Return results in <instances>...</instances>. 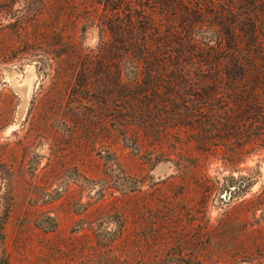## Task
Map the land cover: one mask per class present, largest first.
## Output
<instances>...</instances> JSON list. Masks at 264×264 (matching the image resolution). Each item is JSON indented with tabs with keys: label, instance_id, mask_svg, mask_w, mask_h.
I'll return each mask as SVG.
<instances>
[{
	"label": "rangeland",
	"instance_id": "obj_1",
	"mask_svg": "<svg viewBox=\"0 0 264 264\" xmlns=\"http://www.w3.org/2000/svg\"><path fill=\"white\" fill-rule=\"evenodd\" d=\"M107 4L0 0V264H264V123L246 129L263 116L244 110L251 91L237 89L236 143L201 146L167 115L142 129L111 94ZM134 71L122 63L123 82Z\"/></svg>",
	"mask_w": 264,
	"mask_h": 264
},
{
	"label": "trees",
	"instance_id": "obj_2",
	"mask_svg": "<svg viewBox=\"0 0 264 264\" xmlns=\"http://www.w3.org/2000/svg\"><path fill=\"white\" fill-rule=\"evenodd\" d=\"M106 2L112 17L101 23L110 41L101 42L99 49L107 51L106 64L115 71L111 94L124 97L122 108L129 111L131 120L139 121L142 129L161 128L167 119L163 115H167L175 125H188L201 146L236 143L240 135V86L251 91L247 92L246 114L257 109L263 115L245 123L246 129L254 134L252 125L264 123V99L254 102L258 95L252 96L255 84L251 82L255 79L264 91V70L255 73L264 0ZM87 58L84 56L83 63L92 64ZM122 63L135 70L127 82L119 73ZM113 101L115 106L122 103ZM126 124H121L122 129H127ZM259 129L263 130L264 124ZM250 182H240L231 194L242 191Z\"/></svg>",
	"mask_w": 264,
	"mask_h": 264
},
{
	"label": "bare ground",
	"instance_id": "obj_3",
	"mask_svg": "<svg viewBox=\"0 0 264 264\" xmlns=\"http://www.w3.org/2000/svg\"><path fill=\"white\" fill-rule=\"evenodd\" d=\"M26 82V81H25ZM26 86L24 87V89L23 90H21V93L23 94V98H24V100H26L27 98H28V96H29V82H27L26 84H25ZM21 87H22V85H21ZM20 87V88H21ZM18 88V87H17ZM20 88H19V90H20ZM24 105V104H23ZM22 113V112H21Z\"/></svg>",
	"mask_w": 264,
	"mask_h": 264
}]
</instances>
